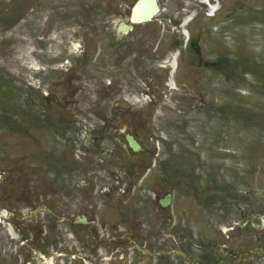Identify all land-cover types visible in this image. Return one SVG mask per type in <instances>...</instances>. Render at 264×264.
Listing matches in <instances>:
<instances>
[{"label": "rangeland", "instance_id": "374dc122", "mask_svg": "<svg viewBox=\"0 0 264 264\" xmlns=\"http://www.w3.org/2000/svg\"><path fill=\"white\" fill-rule=\"evenodd\" d=\"M4 1L0 0V4ZM224 1L221 0V13L219 11L215 17H206L199 1L161 0L163 11L157 16L159 21L137 25L133 32L124 34L120 40L116 39L112 30L124 12L120 0H30V24L21 22L22 16L9 29L5 30L0 25V211L15 212L14 216L9 215L8 219L4 217L0 223V264H52L40 257L43 252L36 247V242L33 243L32 238L36 235L32 229L36 233L44 221L54 225L60 221L59 218L81 213L75 201L95 195L91 189L88 190L92 185L98 196L105 188H110L109 197L99 202L94 212L97 218L106 219L110 232L112 229L119 231L128 227L138 230L135 222H142L143 219L152 222L157 207L153 199L155 193L160 190L163 195L171 190L170 186L177 176L193 172L199 183H189L191 188L208 191L205 183L216 157L205 154L204 143L212 146L217 141L222 159L221 176L231 184L227 173H237L233 177L241 183L233 187L240 190L241 195L248 197L252 187H264V0H234L227 4ZM90 3L94 7L89 16ZM104 3L111 8V17L105 15ZM195 11H198L197 16L187 27H205L208 31L202 44L205 55L210 51L213 55L214 52L226 50L230 55L229 60L234 64L236 59L241 62L242 58L251 63L240 67L243 75L241 82L231 81L212 90L209 87L200 89L205 93L206 100H213L218 107L231 101L228 112L201 111L194 107L199 100L195 101L191 97L196 96L193 94L198 89H190L187 100H181L172 93L167 104H163V108L159 107L161 116H157L159 119L156 120L152 115L149 116L150 110L143 107V98L137 104L126 101L124 97L130 92L114 90L108 82H113L117 77L122 86L137 88L140 85L139 78L154 73L137 64L148 50L151 51L149 38L159 32L160 26L164 28V31L161 30L160 42L163 44L159 51L166 54L167 39L173 35L169 30L170 26H174L173 21ZM3 12L4 8L0 7V15ZM104 17L111 21L110 26L103 23ZM96 46L100 51L97 59L94 54ZM84 52L85 56L82 55ZM31 65H44L48 70L36 73ZM72 65L75 68L67 71ZM255 74L262 80L258 88L252 85L256 81ZM213 75L215 78L223 77L217 72H213ZM28 88L32 92L26 91ZM45 93H49V98L44 97ZM137 96L141 94L137 92ZM2 97L6 100L3 101ZM31 98L37 99L33 101ZM180 104L190 105L191 110L186 111ZM4 109L8 116H5L7 122L17 128L21 129L22 123H27V119L39 114L47 126L42 127L41 134L32 137H23L22 131L14 133L11 128L9 132L1 116V110ZM116 109L119 116L115 121L125 127L127 132L134 130L135 136L142 137L146 149L151 151L144 159L147 163L154 162L152 157H157L154 151L160 153L158 163L160 161L165 168V157H171L176 175L172 176L164 170L161 173L164 181L158 185V190L155 181L157 175L153 170L150 174L134 178V186H129L131 182L126 179V184L115 188L116 179L108 172L109 166L104 162L106 153L103 150L97 153L100 147L92 146L87 133L83 131L85 126L94 128L97 124L102 125L99 119L90 116L91 111L106 115ZM23 112L25 116L22 120ZM214 121L222 127L223 133L218 132V139L211 132ZM49 123L51 127H48ZM6 130L10 136L1 133ZM215 131L217 133V129ZM155 133L165 138L154 141L147 137H159ZM37 139L41 141L43 150H37ZM257 139L263 143L262 147V143L256 142ZM248 143H255L261 148H254L251 152ZM84 150H87L86 153L82 152ZM125 158L127 166V156ZM230 158L232 160L225 161ZM245 159L249 160L250 168L243 164ZM113 160L117 164L122 162L117 157ZM93 162L95 167L97 164L104 165L95 170L98 173H91ZM252 164L257 165L256 173L253 172ZM212 185L211 189L216 186L214 181ZM176 186L180 189L187 187L181 183ZM77 189L87 191L79 193ZM216 194L213 193L214 196ZM250 196L252 198V194ZM176 201L180 210L187 212L183 218L187 219L189 215L191 224H198L199 232L210 237V232L206 231L209 227L205 226L208 224L215 228L214 216L218 212L212 213V209L216 207L208 204L206 211L197 215L196 212L203 208L196 196L180 192L176 193ZM245 203L253 204V198L251 202ZM41 204L49 205L54 214L47 210L38 212L36 208ZM164 210L159 212L168 213V210ZM140 218L142 221H139ZM168 218L169 215L165 220ZM62 223L57 224V230L54 226H47L46 232L39 234V238L43 239L40 241L43 248L46 246L47 251H52V247L57 245L59 251L55 248L56 251L52 252L59 253L61 245L67 241L75 253L80 252L75 234L72 237L73 232ZM54 260L55 264H81L71 255H60ZM117 264L122 263L117 261Z\"/></svg>", "mask_w": 264, "mask_h": 264}, {"label": "flooded vegetation", "instance_id": "af4514ba", "mask_svg": "<svg viewBox=\"0 0 264 264\" xmlns=\"http://www.w3.org/2000/svg\"><path fill=\"white\" fill-rule=\"evenodd\" d=\"M121 1L122 2H120V6L121 8H123V11H124L122 14L123 16L124 14L127 13V5H126L127 2H131L132 0H121ZM14 6H16V8H14ZM0 7L4 8V11H5L3 12L2 17H0V21H2L1 23L4 26L16 25V22L20 21L22 19V16L24 18H23V21L21 22L27 23V24L31 23L30 22L31 16L29 15V11L31 8L30 0H12L11 3L3 2L2 4H0ZM93 7H94V4L90 3L89 13L91 12ZM103 9H104V12H106L105 13L106 16H109V17L112 16L111 8L109 7L108 4L104 3ZM104 18H105V22L103 21V23H105L106 26H110L111 21L107 19L106 17ZM121 21L120 20L118 21L119 23H117V28L121 26L122 24ZM133 30L134 28L130 30V32ZM202 36L203 35L201 32L198 31L197 33L196 31L193 30L191 34L188 36L187 41L184 46L181 41L182 37L177 36V38H171L169 42L167 43L166 47L170 49L176 48L177 50L176 57H175L177 68L173 75V82L175 84L176 89L179 91L180 90L183 91L184 99L187 97L186 95H188V91L190 89L192 90L198 89L197 93H199V95L195 92L196 94H193V95H196V96L191 97V99L193 98V100L195 101H197V99L199 100L197 103L198 105H195V107L200 109L201 111L209 110L210 112H213L217 108L216 103H214L213 100L207 101L205 97V93L200 89L202 87H209L212 90L216 86L222 87L225 84L230 83L231 81L241 82L240 62H238L237 60L236 64H234L233 62H231V60H229V57L226 55V53H222V52L220 54L217 52H214L212 55L211 51L209 50L210 52L207 55H205L203 53V50L201 49V43L203 42ZM95 48L97 50L96 55H98L99 47L96 46ZM158 48H159V44H157L155 47L151 46V49L155 51ZM168 52L169 53L165 54L166 59L163 58L164 54L162 52H158L156 55L155 54L150 55L151 58H149V62L147 61V58H146L140 61L139 64L142 67H144L146 70L153 66L157 67V64L159 63V62L157 63L158 60L166 61L167 58H170V56L173 54V52H170V51ZM203 68H205V70ZM213 72H217L223 77L221 79L215 78L213 75ZM205 73H208L209 75L204 76ZM139 79L143 87L141 85H137L138 86L137 88L136 87L133 88L129 85L122 86V84L118 83L117 77L114 78L111 86L115 84L117 86L116 89H118V91H121V92L125 91V92L137 93L138 91H140L141 93L142 92H146L147 94L149 93L150 94L149 100L146 103V106H148L149 108H155L156 110L157 108H159V106L160 108H162L163 107L162 103L165 101V97L167 96V90H168V84H166V79H162L161 74H159L158 72H157V76H153L152 74L151 75L147 74L146 76H143L142 79L141 78ZM31 100H33V98H31ZM37 109H39V106L37 107ZM189 110H191V107L187 105L186 111H189ZM151 113L152 112L149 113V116L151 115ZM91 115L93 118H97L101 121L102 125L99 124L97 128L99 130H103V133L100 135V137L92 138L91 141L93 143L94 142L96 143V140L102 141V142L108 141V144H111L114 146V148H111L110 146H108L106 149L107 157H108L107 161L109 162V166L110 165L115 166L116 163L113 160V158L119 157L120 161H122L123 163L122 166L124 167L125 165L124 154L125 153H124V149L122 148L123 140H121V138L118 135V134H121L122 132L118 128L119 126L118 121H115L117 117L119 116L118 109L106 115L101 114L99 112L92 113ZM1 116L5 120L4 124L7 127L9 132L11 128L12 132L14 133L22 131V133L28 136H32L35 133L41 134L40 132L42 128V123L40 122V119H39L40 114L39 116H33L31 119H27L26 120L27 123L21 124L22 126L21 129L7 122V120L5 119V116L6 117L8 116L7 114H5V109L1 110ZM23 116H25L24 112L22 115V120L24 118ZM8 131L7 130L5 132L2 131L1 133L4 134V136H7L9 135ZM153 154L155 153L153 152ZM166 159H167V156H166ZM171 160H172L171 157L167 159L166 169H163L162 165H160L158 161L154 163L152 169L155 170L157 173V181H159L157 182V184L161 185L162 182L160 181H163L162 177H164V175H161L162 170H167L170 174H172V176L176 175L174 165ZM210 168L212 169L213 174H212V171L209 172L208 174L209 179L205 183L208 191L205 189V191L203 192L202 189L198 191V190H193L191 188V185L189 183L193 185L194 184L198 185L199 183L193 172L186 173L181 176H177V180H174L172 178L174 182L170 186V189H171L170 191H172L173 193V194L171 193L172 197L170 199L171 201L170 205L172 206V212L174 213V218L176 219L174 221V227L172 228V234L165 233L166 232L165 229L164 230H161L160 228H154V230L147 229V230L141 231V233H138L137 236H135V239H136L135 241H130V239L133 238L132 235H130V233L129 234L124 233L122 235L117 234L116 236L113 233L111 234L107 233L106 234L107 238L101 237V241L105 242L104 254L106 256L102 258L100 257L101 259H99V261L97 260L98 264H103V262L105 261L104 260L105 258L108 260V263L114 264V260H115L114 253L116 252V249H113V248L115 246H123L122 250L124 251V253H127L129 250L138 252L141 256H143L141 259L144 260V264H206V262L203 260L204 257L199 256V255L197 256L196 254L194 256L187 255V257L185 256V258H183L182 255L184 254H182L179 251H173V253L171 254V255H174L173 257L162 253V248L164 247L165 245L164 243L167 240L166 238H164L165 234L174 235L175 244L179 246L177 248H181L182 244H180L181 240L179 237V235L182 234L181 231L187 227L189 233L195 234L196 232L199 231V227H200L198 224L194 226L191 225V219L189 215L187 216V219L183 218L185 213L187 214V212L186 211L183 212L180 210L178 206L179 203L176 201V193L180 194V192L184 193V192H187L188 190L185 188L183 189L178 188L176 186L177 183H181V184L187 183L189 188H191L189 189L188 193L192 194L194 197L196 196L198 200H201L200 206L203 209L196 212L197 215H199V213H201L202 211H206L208 204H211L213 207H216L212 209L213 210L212 213L218 210L220 218L221 220L224 221V223L226 224L233 223L237 226L234 229V232L230 238V241H231L230 243H233L234 241H236V243L240 242V244L238 246H233L232 248H230L231 244L227 245L228 247V249L226 250L227 255H226V252L223 251V248L218 249L219 245L224 247V244H220L214 239L207 240L209 244L206 246V249L209 248L211 253H216V256H210V261L212 258L211 264L213 263L240 264L242 260V253H240L239 250L246 249L245 245L247 244V241H245L244 237L240 238V241H239V236L240 234L242 235V232H244L245 228L243 226L245 225V221L248 222L249 219H253V218L255 219L258 262L259 264H264V224H263L264 222V198L260 196L258 197L256 194H254L252 196L253 204L249 203V205L247 206H240V205L237 206L236 202L238 200V196L236 195L235 191L230 187V185L224 184V178H222L221 176L222 174H221L220 167H218L215 164L213 167H210ZM111 174L115 175L114 172H111ZM167 179L169 180V178ZM213 181L216 184V186L213 188L214 190L211 189L213 187L212 185ZM226 191H229V194L227 195L229 201L225 199ZM214 192H217L216 196L213 195ZM203 204H206V205H203ZM158 216L161 217L160 220H162V215L159 214ZM70 223L73 224L72 221H70ZM85 225L87 224L84 222H79L78 226L79 227L81 226L82 228H79L76 231L74 230V232L76 234L80 233V236L82 235L80 237L81 242L83 244L82 248L87 249L86 253H94L98 249L97 245L89 241L91 240V238L92 239L95 238L96 241L98 242H101V241L96 237V235L93 236V233H95L96 231L93 230L92 228L84 229L83 227ZM85 231H86V236H84ZM161 231L163 234L164 233L165 234L164 235L161 234ZM160 235H163V238H161ZM175 235H178V238H176ZM197 238H198V235L196 236V239ZM205 240H206V235L203 234L202 241H205ZM136 242H141L142 245H145V249L139 250L138 245H136ZM129 243L132 244L131 248H129L127 245ZM193 243L195 246L199 247V248L196 247L197 249L200 250L201 248H203V243H201V241L193 240ZM64 246H65L64 249H66V251H69L70 246L68 245H64ZM138 257L139 255L136 258ZM232 258L236 259L235 262H232ZM81 261L84 263L82 259Z\"/></svg>", "mask_w": 264, "mask_h": 264}, {"label": "water", "instance_id": "95a60500", "mask_svg": "<svg viewBox=\"0 0 264 264\" xmlns=\"http://www.w3.org/2000/svg\"><path fill=\"white\" fill-rule=\"evenodd\" d=\"M132 21H144L151 19L159 10L156 0H138L133 6ZM134 149H138V144L131 141Z\"/></svg>", "mask_w": 264, "mask_h": 264}, {"label": "bare ground", "instance_id": "6f19581e", "mask_svg": "<svg viewBox=\"0 0 264 264\" xmlns=\"http://www.w3.org/2000/svg\"><path fill=\"white\" fill-rule=\"evenodd\" d=\"M216 8H217L216 6H212L211 9H210V13H213V11H215ZM189 20H190V16H188V17L186 18V20H184L183 26H185ZM47 262H48V263H53V264H54V261L51 260V259H48Z\"/></svg>", "mask_w": 264, "mask_h": 264}]
</instances>
